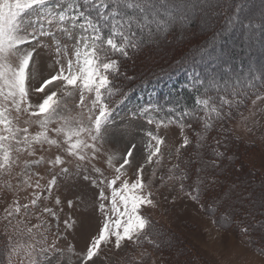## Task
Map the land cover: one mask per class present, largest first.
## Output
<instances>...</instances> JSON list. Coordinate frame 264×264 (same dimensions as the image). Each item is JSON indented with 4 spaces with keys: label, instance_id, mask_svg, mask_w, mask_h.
<instances>
[{
    "label": "rangeland",
    "instance_id": "1",
    "mask_svg": "<svg viewBox=\"0 0 264 264\" xmlns=\"http://www.w3.org/2000/svg\"><path fill=\"white\" fill-rule=\"evenodd\" d=\"M174 2L186 7L177 9L162 30L153 29L151 35L145 33L147 43L140 45L132 57H115L119 59L120 67L119 74L113 78L115 93L109 100L112 112L103 132L102 150L97 159L86 165L96 179H110L115 174L114 167H118L122 160L114 159L113 166H109V156L123 157L135 144L138 166L145 155L146 131L150 130L165 140L161 146L160 163L147 165L143 171L153 201L152 205L140 209L149 221L147 235L136 243L123 241L120 249L115 248L114 242L101 244L89 264H245L257 260L264 250V100L253 104L255 95H249L239 110L226 119L213 120L215 124L212 123L206 132L200 120L194 123L187 118L192 127L185 128L182 135L178 125L157 130L138 114L141 109L150 107L156 116L172 115L175 118L176 113H168L167 109L178 105L183 111L187 107L180 101V96L183 91L195 93L193 78L197 74L192 71L178 73L134 87L147 76L168 72L185 59L201 68L204 66L206 79L214 73L223 76L225 70L243 76L249 69H264V0ZM54 60V48L45 43L31 64V85L38 86L52 73ZM127 88L129 90L122 95ZM259 91L264 93V88ZM40 95L33 91L30 102L38 103ZM78 102V94L69 98L67 107L71 111L68 115L75 116L79 112L75 107ZM12 115L15 117L14 112ZM203 115V112L199 113V116ZM26 118L21 116L16 123L23 127ZM38 130L35 123L29 127L30 133ZM184 136L190 144L181 149L178 156L176 150L183 143ZM41 155L45 163L31 168V172L39 174L31 177V183L35 184L42 177L39 182L42 188H46L52 176L59 172V167L52 168L47 161L54 160L57 155L68 159L62 150L52 148L43 153L37 151L35 156L19 155V163L13 168L12 175L0 174V261L9 264L10 248L7 245L9 238L13 244L20 239L17 227L26 229L41 224L39 229H33L36 239L42 241L36 247L55 245L44 254L50 255V259L42 260L41 264H81L104 220L96 200L99 189L92 187L90 181L58 177L51 195L42 192V197L48 198H42L38 207L27 210L30 217H26L22 209L19 216L10 218L11 223L5 219V210L13 201L23 205L33 198L34 188L21 183L26 179L23 166L25 161L30 162ZM212 160L216 164L201 173L205 183L200 185L199 199L195 200L196 193L192 188L198 183L196 169L209 165ZM76 163L73 161L65 166L74 172ZM93 164L99 172L91 171ZM177 164L188 173L185 191L180 190L178 180L168 178L171 175L168 170ZM135 170L129 168L125 178L135 179ZM208 180L214 183L209 184ZM9 183L11 188L7 186ZM57 198L61 202L59 205L55 203ZM69 201L72 207H69ZM45 206L52 208L58 219L49 214L41 215ZM21 220L23 223L17 224ZM65 221L70 226H66ZM245 227L247 233L242 231ZM159 245L162 248L157 250ZM10 264H29V258L21 253L12 256Z\"/></svg>",
    "mask_w": 264,
    "mask_h": 264
},
{
    "label": "snow or ice",
    "instance_id": "2",
    "mask_svg": "<svg viewBox=\"0 0 264 264\" xmlns=\"http://www.w3.org/2000/svg\"><path fill=\"white\" fill-rule=\"evenodd\" d=\"M184 7L186 5L177 4L174 0H0V174L11 176L13 168L19 163L18 156L25 153L35 156L37 151L43 153L56 148L68 158L57 155L54 160L47 161L50 167H59V172L52 176L46 188H42L39 182L42 177L35 184L31 183V177L39 175L31 172V168L45 163L44 157L41 155L24 162L26 179L21 183L34 188L33 198L23 205L13 201L5 210V219L9 223L10 218L19 216L22 209L24 215L30 217L27 210L38 207L42 198H48L42 197V192L51 195L59 177L90 181L92 187L99 189L96 200L104 220L98 235L87 247L81 264L93 261L101 244L114 242L115 248L120 249L123 241L136 243L147 235L149 221L140 209L152 205L153 201L151 192L147 191L143 171L147 165L160 163L161 146L165 140L150 130L146 131L145 155L138 166L135 144L127 149L123 157L109 156V166H113L114 159L122 160L118 167H114L115 174L110 179H96L90 175L86 165L97 159L102 150L103 132L112 112L109 100L115 93L113 78L119 74L120 67L119 59L115 57H127L129 49L139 47L138 37L142 38L145 33L151 35L153 29L162 30L173 18L174 12ZM45 43L55 50V66L47 78L42 79L38 86H33L29 70L35 55ZM197 85L204 88L203 93L196 88ZM193 88L198 95L192 109L181 111L178 105L169 107L167 112L176 113L174 118L172 115L156 116L153 109L146 107L139 111V118L148 125H154L157 130L178 125L183 135L185 128L192 127L187 118L196 117L207 131L212 127L213 120L228 116L233 108H240L249 95H255L253 104L264 100V93L259 91L264 88V69H249L243 76L225 70L223 76L210 75L207 83L197 75L193 78ZM33 91L41 94L38 103L30 102ZM77 94L79 102L75 107L79 112L70 116L67 114L71 111L67 107L68 100ZM200 112L204 115L199 116ZM21 116L27 117L23 127L16 123ZM32 123L39 128L35 133L29 131ZM53 124L56 127H50ZM189 144V139L184 136L183 143L176 150L177 155ZM215 155L218 157L219 153ZM73 161L77 162L74 172L65 166ZM215 164L216 161L212 160L209 165L196 169L198 183L192 188L196 193L193 199H199L200 185L205 183L201 173H206ZM129 168L136 169L135 179L125 178ZM91 171L99 172V169L93 164ZM168 172L171 174L168 178L178 180L180 190L185 191V182L189 178L187 171L177 164ZM208 183L214 181L208 180ZM7 186L12 187L10 183ZM55 203H61L59 198ZM68 203L72 207V202ZM43 214L58 219L56 212L47 206L42 209ZM36 218L40 219L39 216ZM20 223L23 221H17V224ZM65 224L70 226L68 221ZM41 226L16 228L20 239L13 244L9 238V264L12 256L21 253L29 258V264H41L42 260L50 259V255L44 254L49 253L54 244L36 247L42 241L36 239L33 229ZM242 231L247 233V227ZM43 240L46 241L47 237L44 236ZM261 254L264 255V250Z\"/></svg>",
    "mask_w": 264,
    "mask_h": 264
},
{
    "label": "trees",
    "instance_id": "3",
    "mask_svg": "<svg viewBox=\"0 0 264 264\" xmlns=\"http://www.w3.org/2000/svg\"><path fill=\"white\" fill-rule=\"evenodd\" d=\"M231 3H232V1H231ZM138 39H139V47H137V48H135V49H129V57H132V55H134V51H137L136 49H139L141 46H144L146 43H147V39L146 38H144V34H143V36H142V38H140V37H138ZM141 45V46H140ZM183 59V58H182ZM185 59V58H184ZM188 60H184L183 61V63H180V64H176V66L172 69V70H170V71H168V72H165V73H163V74H160V75H156V76H147L146 78H145V80H140L141 81V83L140 84H138V85H134V87L135 88H139V87H141V86H143L144 84H146V83H148V82H156V81H159V80H164V79H167V78H169V77H171V76H173V75H175V74H178V73H184V74H187V73H189L190 71H192V72H194V73H196L197 75H198V77L200 78V80H202V81H204L205 83H207V75H205L204 74V66L201 68L200 67V65H198V64H192V61L191 62H187ZM209 74H211L210 72H209ZM196 88H199V91H200V93H203V91H204V88L203 87H201L200 85L199 86H197ZM129 90V88H127L126 90H124L123 91V93H122V95L125 93V92H127ZM193 92H195L194 94L191 92H189V93H187V91H183L182 92V95L180 96V98H181V102L185 105V106H187L186 108L187 109H192L193 107H194V98L198 95V93H197V91H196V89L194 88V91ZM126 94V93H125ZM121 94L119 95V100L121 99V96H122ZM209 95H215V93H209ZM115 96H117L116 94H115ZM118 97V96H117ZM240 107H242V105L240 106ZM235 110H239V108L237 109V108H233L232 109V111L228 114V116H226V118H228V117H230V116H232V114H233V112L235 111ZM225 111H227V108L225 109ZM195 118V119H194ZM225 118V117H224ZM225 118V119H226ZM189 120L191 121V122H194V123H198V119L196 118V117H191V118H189ZM213 124H215V122L213 121L212 122ZM212 124V125H213ZM205 130V129H204ZM206 132V131H205ZM202 134V133H201ZM200 134V135H201ZM216 136V135H215ZM207 137V136H206ZM204 139V138H203ZM222 142H224L223 144H225L226 145V142L222 139ZM205 166V165H204ZM143 244V243H142ZM162 248V246L161 245H159V247L157 248V250L158 249H161ZM262 253V252H261Z\"/></svg>",
    "mask_w": 264,
    "mask_h": 264
},
{
    "label": "crops",
    "instance_id": "4",
    "mask_svg": "<svg viewBox=\"0 0 264 264\" xmlns=\"http://www.w3.org/2000/svg\"><path fill=\"white\" fill-rule=\"evenodd\" d=\"M258 259H253V262L245 263V264H264V255L257 257Z\"/></svg>",
    "mask_w": 264,
    "mask_h": 264
}]
</instances>
